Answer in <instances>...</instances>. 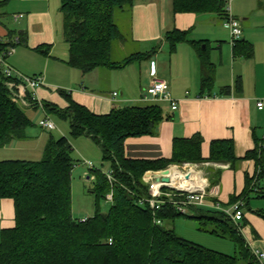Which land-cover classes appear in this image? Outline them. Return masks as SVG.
Masks as SVG:
<instances>
[{
    "label": "trees",
    "instance_id": "16d2710c",
    "mask_svg": "<svg viewBox=\"0 0 264 264\" xmlns=\"http://www.w3.org/2000/svg\"><path fill=\"white\" fill-rule=\"evenodd\" d=\"M64 31L69 45V66L87 75L97 69H119L148 59L150 53L134 54L123 62H115L112 48L122 38L116 23L119 12L133 7L135 0H60ZM227 0H173L174 13L197 15L214 14L226 21ZM187 33L174 31L166 36L171 51L186 40ZM15 38L8 35L2 49L16 47ZM19 41V40H18ZM42 51V50H40ZM204 69L203 86L213 84V65L206 52L197 48ZM254 49L243 40L233 46L234 57H253ZM9 80L0 70V148L15 139H23L32 123L26 107L14 100L8 88ZM236 91L242 93L243 82L237 79ZM231 87L225 88L227 95ZM61 95L69 103L61 116L70 122L71 136L91 139L101 150L103 161L110 164L114 183L106 173L95 169L92 194L96 199V213L92 218L77 220L72 210V172L75 168L73 146L68 137H52L40 161H0V201L10 199L15 205V227L2 233L0 264H259L249 250L235 224L223 213L192 208V215L184 216L201 225L200 231L230 239L237 248L235 255L207 249L186 240L164 225L181 217L167 206L157 215L163 225H157L153 211L143 198L148 187L143 176L150 171L166 170L172 165L226 164L234 168L239 159L231 140L214 141L210 156L202 155L203 139L199 135L176 139L170 158L157 160L128 159L124 146L129 138L156 136L164 120L158 103L114 109L108 115H96L73 101L66 92ZM31 106L39 107L27 91ZM50 113L56 108L44 104ZM245 160L256 163L252 178L246 175L245 194L234 199L248 204L254 187L264 179V142L248 152ZM211 187L220 183L221 171H206ZM89 179V178H88ZM113 193L112 207L102 213L100 202ZM264 198V193L259 194ZM214 202V201H213ZM229 205V206H230Z\"/></svg>",
    "mask_w": 264,
    "mask_h": 264
},
{
    "label": "crops",
    "instance_id": "0c3cea01",
    "mask_svg": "<svg viewBox=\"0 0 264 264\" xmlns=\"http://www.w3.org/2000/svg\"><path fill=\"white\" fill-rule=\"evenodd\" d=\"M5 7L14 8L13 21L18 23L19 30L12 31L0 20V38H8L11 34L20 42L8 62L19 74L41 79L42 85L36 90L37 100L53 106L56 111L47 113L39 107L25 109L32 125L26 130L25 138L15 139L0 148V161H31L34 157L26 153L40 146L46 149L49 140L56 138L54 133L59 135L58 138L69 136L70 122L61 116L69 103L61 92H66L74 102L96 115H108L117 108L152 104L142 99L156 77L169 83L179 108L172 111L170 104H159L165 118L158 134L127 139L124 146L126 157L133 160L170 158L176 139L199 135L203 139L202 155L208 158L212 142L232 139L239 161L234 168L211 164L214 170L221 171V178L217 185L211 187L210 184L209 200L228 207L234 199L245 194L246 175L252 178L257 167L255 161L244 157L264 142V110L257 107L258 101L264 97V67L258 62L257 52L251 58L234 57L233 47L231 50L229 46L230 30L224 20L214 14H176L173 0H135L133 7L121 11L129 15V27L121 30L117 24L122 36L117 43L124 47L129 38L133 43L125 59L138 53L155 50L154 53L148 59L123 68H101L83 75L68 64L69 45L57 0H0V10ZM256 7L254 11L246 10L244 3L232 13L236 19L244 18V24L241 23L243 40L248 43L253 40L256 28L264 31V3L259 0ZM19 15L23 18L15 20L14 17ZM174 31L187 33V36L173 52L166 36ZM197 48L209 55L213 65V73H210L213 84L209 87L203 86L206 69ZM112 57L119 63L125 60H115L113 52ZM238 78L243 82L242 93L235 88ZM227 87L232 88L230 95L225 90ZM115 93L117 97H114ZM46 117L57 118L55 130L42 127ZM73 144L80 156L89 159L96 152L95 159L98 160L101 150L91 139L79 137L72 143L74 147ZM254 190L245 209L242 235L251 252L259 250L264 253V198L258 197L264 193V179ZM14 227V202L1 200L0 242L2 233ZM195 230L199 231L197 227L190 230L192 235H199L194 233ZM217 245L221 244L217 243L211 249L219 250Z\"/></svg>",
    "mask_w": 264,
    "mask_h": 264
},
{
    "label": "built area",
    "instance_id": "2783aa9c",
    "mask_svg": "<svg viewBox=\"0 0 264 264\" xmlns=\"http://www.w3.org/2000/svg\"><path fill=\"white\" fill-rule=\"evenodd\" d=\"M227 19L225 25L229 28L232 37V47L243 38V28L241 22L236 19L231 11L230 0H227L226 6ZM15 20L23 18V15L15 16ZM8 38H0V70L3 76L9 81L6 83L8 88L13 92L14 100L24 107H30L26 99L27 91L32 93V101L44 110L41 101L37 100L36 90L42 85L40 78H28L19 74L10 64L9 59L16 52V47L2 49L1 45L8 44ZM18 39L12 41L13 45L18 44ZM118 94L115 93L114 97ZM147 103H168L172 111H177L179 102L176 101L171 92L170 85L164 80L154 78L150 86L147 88L142 99ZM260 111L264 110V97L257 103ZM42 127L47 130H55L54 122L46 117L42 123ZM84 164L90 169H95V165L88 160H83ZM204 164L184 163L181 166H170L162 171H150L144 174L143 182L148 187V197L143 198L141 203H145L153 211L155 223L163 225L162 221L157 218L165 207H173L180 215H192V208H201L221 212L225 214L237 227L242 235V223L245 216L246 204L238 201L228 207L222 206L219 202L209 200L210 183L208 176L203 168ZM206 165V164H205ZM209 166L210 164L207 163ZM202 167V168H201ZM107 179L111 184L114 178L111 172H106ZM162 178H168L169 182H162ZM108 201H113V193L107 196ZM243 236V235H242ZM244 238V237H243ZM252 255L259 264H264V253L259 250H252Z\"/></svg>",
    "mask_w": 264,
    "mask_h": 264
},
{
    "label": "rangeland",
    "instance_id": "374dc122",
    "mask_svg": "<svg viewBox=\"0 0 264 264\" xmlns=\"http://www.w3.org/2000/svg\"><path fill=\"white\" fill-rule=\"evenodd\" d=\"M258 1L259 0H230L231 11L234 14V12L236 11V8L237 7L242 8L244 3H246V8H245L246 10L252 9V11H254V9L257 8L256 6L258 4ZM261 1L264 3V0H261ZM57 2L59 3V7H60L61 1L57 0ZM14 11L15 10L12 7H5L3 10H0V20L4 24H6L9 29L15 32L19 30V26L17 22L13 21ZM126 14L127 13L119 12L116 16V23L122 27L121 30H126V28L129 27L128 25L129 15H126ZM243 19L244 18L242 17L238 18V20L242 24H244ZM254 32L255 34L253 36V40L252 41L249 40L250 41L249 43L252 45L254 49V54H256L257 52V54L259 55L258 62L260 61V65L264 67V31H262L260 28L258 29L256 28ZM229 34H230L229 46L232 50V37H231L230 31H229ZM127 41L128 42L124 45V47L121 46L120 43H117L118 40L116 41V43H114L112 51H113L115 60L125 59V57L129 55V48L132 47L133 43L131 42L130 38ZM147 63L149 64L148 61ZM247 69L251 70V68L249 67H247ZM250 80L252 81L253 79H250ZM48 118L53 120L54 123L57 120L56 117L54 118L48 117ZM35 130L38 131V129L36 128ZM54 135L56 137L55 139H58L59 135L57 133H54ZM68 135H69L68 138L73 143L75 138L71 136L70 132ZM76 149L74 145L73 156H74L76 163H75V168L72 172V210H73V216L75 219L86 220V219L92 218L95 215L97 206H96L95 196L92 194V190L94 188V183H95V176L90 172V168L84 164L83 160H88L89 162H92L97 168V170L103 171L104 173L109 172L110 164L103 161L102 152L99 153L98 160L95 159L96 152L93 153V157H90L91 159L89 158L90 159L89 160V159H86L84 156H80L78 152L76 151ZM44 150H45V147L40 146V147L35 148V150H32L30 153H26V155H32V157H34L31 161H40L44 157ZM205 164L203 165V168H204V171L206 172L208 171V168H212V166H211V163H208L210 164L209 166L207 165V163ZM176 166H181V165H176ZM111 207H112V202L108 201L107 198L106 200H102L100 202V208L102 210V213H107L111 209ZM164 225L166 226L167 229L174 230L178 236L186 240L192 241V242L196 241L194 243L196 244L198 243V245H200L199 243H201L205 245L203 247L207 249L213 250L211 248L216 247V244L219 243L221 244V245H217V247H219L217 249L219 250H215V251H219V252L221 251V253H224V254L226 253L227 255H235L237 253V248L230 239H226V238L218 239V237L208 232L214 229L212 228V226H208L207 232L205 231L200 232L201 225L195 220L189 219L184 216L178 217L174 221H168ZM194 226L199 229V231L195 230L194 233L199 234V235H196V236L192 235V231L190 230L195 229ZM198 239H200L201 241H199ZM222 245L226 247H223Z\"/></svg>",
    "mask_w": 264,
    "mask_h": 264
},
{
    "label": "water",
    "instance_id": "95a60500",
    "mask_svg": "<svg viewBox=\"0 0 264 264\" xmlns=\"http://www.w3.org/2000/svg\"><path fill=\"white\" fill-rule=\"evenodd\" d=\"M161 181L167 183V182H169V179L168 178H162Z\"/></svg>",
    "mask_w": 264,
    "mask_h": 264
}]
</instances>
